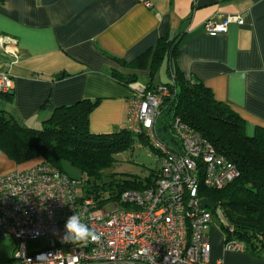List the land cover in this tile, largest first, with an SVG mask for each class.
Listing matches in <instances>:
<instances>
[{
	"label": "crops",
	"instance_id": "crops-1",
	"mask_svg": "<svg viewBox=\"0 0 264 264\" xmlns=\"http://www.w3.org/2000/svg\"><path fill=\"white\" fill-rule=\"evenodd\" d=\"M230 15L243 23L205 31V20ZM165 33L178 36L175 63L184 76L234 110L247 135H264V0H0V36L15 41L14 54L0 48V69L13 86L9 101L0 96V108L21 126L39 128L56 107L98 98L89 131L118 132L126 128L134 90L151 78L165 82L155 80L158 70L151 73V51L145 68L130 65ZM164 61L172 70V61ZM37 161L20 167L0 151V176ZM208 237L211 263L264 264V250L227 251L217 229ZM16 244L0 229V264H21L13 259Z\"/></svg>",
	"mask_w": 264,
	"mask_h": 264
},
{
	"label": "built area",
	"instance_id": "built-area-1",
	"mask_svg": "<svg viewBox=\"0 0 264 264\" xmlns=\"http://www.w3.org/2000/svg\"><path fill=\"white\" fill-rule=\"evenodd\" d=\"M150 5L151 0H139ZM230 15L216 22L207 19L209 33H224ZM0 48L14 54L15 41L0 36ZM13 89L10 74L0 69V93ZM170 96L157 83L134 90L126 107V129L143 135L159 155L157 177L143 189L123 191L116 200L101 202L87 194L75 179L38 161L0 176V229L17 240L13 259L21 264H223L209 261L208 231L213 219L209 208L198 206L201 189L220 190L239 175L236 166L214 146L172 117L166 128L170 142L158 132L160 106ZM113 209L107 211V205ZM217 207V205H216ZM101 235L95 243L64 242V226L73 214ZM45 238L43 249L28 252L29 239ZM227 251L244 252L242 242L228 240Z\"/></svg>",
	"mask_w": 264,
	"mask_h": 264
},
{
	"label": "trees",
	"instance_id": "trees-1",
	"mask_svg": "<svg viewBox=\"0 0 264 264\" xmlns=\"http://www.w3.org/2000/svg\"><path fill=\"white\" fill-rule=\"evenodd\" d=\"M178 47V36L170 38L165 33L158 38L152 50L143 52L130 65L136 69L145 68L151 51L150 69L153 75L161 61H172V70L168 65L165 70L168 81L160 82L167 86L170 96L160 106L157 130L166 134L162 125L167 126L172 117H179L236 166L239 175L223 189H201L199 195L212 200L217 206H224L228 220L222 229L224 242H242L245 252L257 255L264 250V135H247L244 120L234 110L216 100L201 81L184 76L175 63ZM121 63L124 64L123 61ZM113 77L122 82L117 74L113 73ZM155 85L152 78L145 84L147 88ZM0 96L9 101L12 91L0 93ZM98 101V98H83L71 105L56 107L39 128L21 126L12 115L0 108V151L15 163L39 159L60 171V163L67 160L98 177L103 169L114 163V155L131 146L135 136L151 148L143 135H134L126 128L118 132L91 133L88 118ZM157 173L158 169L151 171L144 180L113 181L106 187L110 191L118 187L119 193L112 199L116 200L125 190L152 185ZM84 191L93 193V189ZM96 196H99L98 193ZM100 200L104 201L102 197Z\"/></svg>",
	"mask_w": 264,
	"mask_h": 264
},
{
	"label": "rangeland",
	"instance_id": "rangeland-1",
	"mask_svg": "<svg viewBox=\"0 0 264 264\" xmlns=\"http://www.w3.org/2000/svg\"><path fill=\"white\" fill-rule=\"evenodd\" d=\"M160 64L161 65L155 74V80L166 81L169 78L165 71V61H161ZM160 135L164 140L170 142L168 134L163 133ZM114 157V163L110 167L103 169L98 177L88 174L67 160H63L59 167L62 172L77 181L79 190L81 188H83V190L93 189V193L91 194L95 196L96 193H98L99 198L102 197L105 204L111 202L113 197L117 196L119 193L117 186H115L114 189L110 191L106 187L109 183H113V181L118 183L123 181H134L138 179L144 180L151 171L157 170L159 167L158 153L149 148L145 143H141L136 136L134 137L131 146L128 149L114 155ZM38 161L40 160L38 159ZM28 163L30 162L26 161L17 164H19L20 167H23L25 166L24 164ZM113 207V205L108 204L106 209L107 211H110L113 209ZM209 210L213 215L210 228L217 229L221 232L223 226L228 224L227 217L224 214V206L220 204L215 209ZM46 244L47 241L45 238L29 239L26 242L29 252L43 249Z\"/></svg>",
	"mask_w": 264,
	"mask_h": 264
},
{
	"label": "clouds",
	"instance_id": "clouds-1",
	"mask_svg": "<svg viewBox=\"0 0 264 264\" xmlns=\"http://www.w3.org/2000/svg\"><path fill=\"white\" fill-rule=\"evenodd\" d=\"M100 239L101 235L82 222L81 217L76 213L67 218L64 226V242L87 245L98 242Z\"/></svg>",
	"mask_w": 264,
	"mask_h": 264
},
{
	"label": "water",
	"instance_id": "water-1",
	"mask_svg": "<svg viewBox=\"0 0 264 264\" xmlns=\"http://www.w3.org/2000/svg\"><path fill=\"white\" fill-rule=\"evenodd\" d=\"M198 206L201 208H209V209H215L216 208V204L208 198L199 199L198 200Z\"/></svg>",
	"mask_w": 264,
	"mask_h": 264
}]
</instances>
